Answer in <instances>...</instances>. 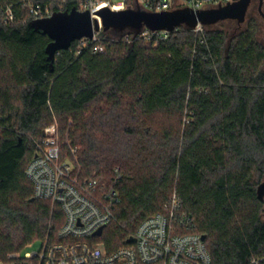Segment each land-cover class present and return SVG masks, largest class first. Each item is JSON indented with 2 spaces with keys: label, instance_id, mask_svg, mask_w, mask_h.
Instances as JSON below:
<instances>
[{
  "label": "trees",
  "instance_id": "16d2710c",
  "mask_svg": "<svg viewBox=\"0 0 264 264\" xmlns=\"http://www.w3.org/2000/svg\"><path fill=\"white\" fill-rule=\"evenodd\" d=\"M24 1L0 0V261L63 223L24 174L34 140L56 121L79 179L115 181L119 202L101 236L109 251L175 193L211 264H264V44L254 7L229 38L206 26L200 43L180 28L156 47L137 38L102 54L76 52L73 41L50 62V38L30 25ZM12 4L16 19L5 23Z\"/></svg>",
  "mask_w": 264,
  "mask_h": 264
},
{
  "label": "built area",
  "instance_id": "2783aa9c",
  "mask_svg": "<svg viewBox=\"0 0 264 264\" xmlns=\"http://www.w3.org/2000/svg\"><path fill=\"white\" fill-rule=\"evenodd\" d=\"M232 3L234 0H25L29 15L35 19L48 18L54 12H93L103 6L112 11L138 6L150 12L176 8L210 9ZM3 22L16 19L14 5L3 8ZM98 28H93L91 40L82 37L76 41L75 51L88 48L92 54H102L107 44L115 41L131 42L143 39L153 47L168 39L180 28L190 30L197 41H205L206 26L197 23L193 28L178 26L172 31L150 30L146 27L133 37L131 33L115 37L103 30L100 15L90 13ZM58 53V52H57ZM69 143V142H68ZM35 154L28 162L24 174L33 185V198L47 199L57 204L63 212V223L50 236L42 240L38 250L15 252L7 255L0 264H211V256L201 234L188 229L195 224L194 218L181 211L179 197L173 193L165 213H154L144 218L136 230L128 236L134 242L108 250L101 240L104 228L113 218L112 208L119 202L115 181L111 184L97 178L81 181L80 165L75 149L72 158L63 156L56 121L43 129L42 137L34 140ZM74 162H73V161ZM117 171V169H115ZM102 228L101 234L96 232ZM188 230V231H187ZM127 238V239H128ZM252 264H259L253 260Z\"/></svg>",
  "mask_w": 264,
  "mask_h": 264
},
{
  "label": "water",
  "instance_id": "95a60500",
  "mask_svg": "<svg viewBox=\"0 0 264 264\" xmlns=\"http://www.w3.org/2000/svg\"><path fill=\"white\" fill-rule=\"evenodd\" d=\"M137 2V0H136ZM251 0H234L232 3L210 9H189L188 7L176 8L161 12H150L140 8L128 6L125 10L112 11L107 6H103L96 11H77L74 7L69 11L54 12L48 18L33 20L30 25L48 35L50 42L45 48L47 59L52 62L55 55L60 50H66L71 43L82 37L91 40L93 28H98V23L91 19L90 13L100 15L103 30L115 37H122L131 33L134 36L141 33L146 27L150 30L172 31L178 26L193 28L197 23L205 26H212L223 20H233L240 26L246 17ZM264 0H258V11L264 18L262 11ZM259 192L264 196V183L259 188ZM100 228L96 234H101ZM201 238L204 240L205 236ZM130 237L127 243L134 242Z\"/></svg>",
  "mask_w": 264,
  "mask_h": 264
},
{
  "label": "rangeland",
  "instance_id": "374dc122",
  "mask_svg": "<svg viewBox=\"0 0 264 264\" xmlns=\"http://www.w3.org/2000/svg\"><path fill=\"white\" fill-rule=\"evenodd\" d=\"M257 6H258V0H254L252 7H254L255 12H256V20H257L259 32H260L259 39H260L261 43L264 44V18H262L261 15L258 14ZM244 23L245 22H243V24ZM235 24H236V22L233 20H223V21H220V22H218L212 26H209L208 28L214 29V30H221V31L225 32L229 38L235 33V31H239L240 29H242L243 24L241 26H237V24L236 25ZM235 26H237L238 29H235ZM59 139H60V136H59ZM64 152H65V149H64ZM64 152H63V156H64ZM64 157H66V156H64ZM41 243H42L41 240H36V241L32 242L31 244H29L25 249L29 252L38 250L41 246Z\"/></svg>",
  "mask_w": 264,
  "mask_h": 264
},
{
  "label": "flooded vegetation",
  "instance_id": "af4514ba",
  "mask_svg": "<svg viewBox=\"0 0 264 264\" xmlns=\"http://www.w3.org/2000/svg\"><path fill=\"white\" fill-rule=\"evenodd\" d=\"M253 2H254V0H251V3H250V5H249V7H248V10H247V13H246V17H245V21H244V22H246V19H247V16H248L249 10L251 9ZM257 11H258V6H257ZM262 11H264V4H262ZM258 14H260L259 11H258ZM261 17H262V16H261ZM236 24H237V23H236ZM242 24H243V23H242ZM242 24H241V25H242ZM241 25H240V26H241ZM237 26H238V24H237Z\"/></svg>",
  "mask_w": 264,
  "mask_h": 264
}]
</instances>
